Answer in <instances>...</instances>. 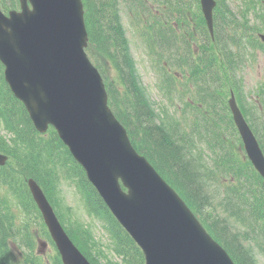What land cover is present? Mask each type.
Instances as JSON below:
<instances>
[{
    "label": "water",
    "instance_id": "95a60500",
    "mask_svg": "<svg viewBox=\"0 0 264 264\" xmlns=\"http://www.w3.org/2000/svg\"><path fill=\"white\" fill-rule=\"evenodd\" d=\"M33 2V10L21 19L14 15L3 19L0 13V58L6 66L5 78L15 95L24 101L39 130H43L47 123L54 125L111 207L117 210L116 203H123L127 213L124 221L145 253L149 254V244L156 240L152 222L147 220L151 209L135 196L140 195L154 205L162 220L171 217L178 221L182 216L174 204L175 196L123 143L126 142L124 130L106 108L100 80L83 53L84 32H74L77 25H72L73 15L69 16L68 9L64 10L71 3L76 5V0ZM200 4L211 29L214 1L200 0ZM78 26L82 29L80 24ZM229 102L246 148L252 152V158L264 176V162L255 140L233 100ZM3 159L4 156L0 155V163ZM117 177L130 186L126 198L117 196ZM28 185L64 263L88 264L61 231L39 186L32 179H28ZM170 212L178 216L172 217ZM129 220L142 224L143 228L135 233ZM181 227V239L165 237L160 241L159 250L164 255L169 257L173 251L182 253L187 247L207 248L202 242V247L198 246L194 242L196 239L193 241L190 237V231L200 232L195 222L192 229L187 222ZM180 259L181 256L174 260Z\"/></svg>",
    "mask_w": 264,
    "mask_h": 264
},
{
    "label": "trees",
    "instance_id": "16d2710c",
    "mask_svg": "<svg viewBox=\"0 0 264 264\" xmlns=\"http://www.w3.org/2000/svg\"><path fill=\"white\" fill-rule=\"evenodd\" d=\"M14 2L15 0H0V4L4 6L9 4L13 5ZM87 2L89 3L90 9L92 11V13H89L88 15L90 22L95 20L102 21L104 18H106L105 13L102 12V9L107 6L106 0H87ZM160 6H165L167 8L168 15L166 18L169 21L174 20L178 22L179 25L180 23H183L181 28L186 31L188 36H191L192 33L190 32L196 29L202 36H206V34H208L204 22L199 14L197 0H161ZM175 13H178V19ZM228 14L229 11L226 8L222 11H219L221 30L223 33H225L228 20H230L228 19ZM232 23L237 24L241 23V21L233 18ZM244 25L246 26V22ZM247 26L252 31H255L257 28V26L251 25L249 23ZM94 28L97 30L96 27ZM91 33L90 37L92 39ZM169 38V41H167L164 45L173 47L176 50H183L184 53H187L188 57V55L191 53V47H189L188 42V47H184L181 44V39L179 40V36L174 30L170 32ZM215 39H218V37H215ZM198 45L201 49V57H199L198 54L191 53L188 58H183L175 63V66H189L194 68V81L200 83L197 91L205 93V95L198 94L199 97L197 100L200 104V107L202 108V111L208 113L206 116H209V114L212 113L216 114L220 118H229V115L227 114L226 102L223 101L225 97H223L221 101H217L215 97L216 94L219 93V88L224 87V82L228 81L229 78H232V74L234 73L231 71H233L236 66L233 65L231 67V71H229L231 65L229 66V69L223 68L222 65H219L213 71H211V68L213 67L212 65L216 59V48L210 41L205 42L203 40L202 44ZM215 45L218 47L217 41H215ZM223 47L227 49L225 44H223ZM95 48L97 49V52L102 55L105 45L95 43ZM124 56L126 58V54ZM126 67L129 70L128 79L129 83L131 84L129 90L134 93V100L133 102L128 101V109L124 113V117L122 119L123 122L129 128H132L131 122L134 120L133 126L135 127L137 123V126L141 127L143 132V140L144 142L153 145L154 150L149 148V146L148 148L152 152L153 156L157 158L159 166L164 168L175 177L177 183L183 186L184 193L197 200L200 193V169L195 164H198V162L192 156L191 152H186L184 155V153L181 151V148L177 144L169 142L166 138L167 133L163 129L146 123L152 118L153 111L147 102L143 90L137 85L135 73L133 72V67H130L129 61L126 62ZM170 78L171 76L169 75V81ZM213 82H216L215 86H213ZM111 102L115 108H119L117 95L115 92L111 94ZM214 104L220 107V111L219 109L214 111ZM254 106L255 104H252L250 108H253ZM242 108L247 109L245 106H242ZM250 113L255 119L259 118V116L256 118L257 109L252 110ZM0 116H4L7 119L9 126L15 132V136L11 138L10 144H6L5 140L0 136V151H5L10 157V163H8L9 165L7 164L8 171H2L0 173V182L3 183L4 180H7V182L11 185L12 183H16V189L19 190L21 194L24 191V193L20 196V199L22 202H24V204L30 205V209L31 207L34 209L31 211V213L36 215L37 211L34 208V204L31 201L26 188L23 189V186H25L24 178L27 176H32L38 183L42 185L43 188H45L48 198L51 200L55 194V187L58 177L63 176L65 178H72L81 169L72 160L65 146L56 137L54 131L50 130L46 135L42 136L33 129L25 110L22 108L21 104L11 95L2 79L1 74ZM253 120H251L252 123ZM215 135L217 140L221 139L219 130L215 132ZM199 136H201L207 143L210 142V139H213L209 129L206 132L201 133ZM216 155L217 153L215 151L214 157ZM215 160L219 166H223L225 163H234L232 156L228 157L227 159L223 158L222 156H218ZM238 165H241V167L235 168V177L240 178L242 176L247 180L248 173H253L251 165ZM247 191L250 193L251 189H248ZM239 195L244 197V193H240ZM257 197L260 202V205L257 206L259 214L264 216V194L262 195V193L259 192ZM95 199L97 202H99V199L96 195ZM219 203L224 206L230 205L236 208L239 212H242L243 209L242 205L235 201H225L222 198ZM257 219L259 218L255 217L253 221L249 222L251 228L253 227L254 223L256 224ZM1 233L2 230L0 229V234ZM217 234L219 235V238L225 242L229 250L236 253L238 252V256H242L245 259L244 254L239 250V248L235 247L234 244L229 242L226 230L218 229ZM1 237L5 236L0 235V264H27L26 262H13L12 254L10 251H8V247L5 242L2 241ZM27 246L30 248V252L28 256H26V258L29 260L28 263L31 264L34 260H36L37 264H43L41 258L36 257L32 252L33 243L28 242ZM245 262H247V260ZM141 263L142 259L140 257V262H136V264ZM51 264L61 263L59 258L56 256L54 259H51Z\"/></svg>",
    "mask_w": 264,
    "mask_h": 264
},
{
    "label": "rangeland",
    "instance_id": "374dc122",
    "mask_svg": "<svg viewBox=\"0 0 264 264\" xmlns=\"http://www.w3.org/2000/svg\"><path fill=\"white\" fill-rule=\"evenodd\" d=\"M228 2L230 4V6L232 8H234L233 7L234 6V0H228ZM120 9L125 10L124 6H121ZM121 22H122V25L124 28L125 35H126L128 42H129L130 52H131V54L135 60V65H136L137 71L139 73L140 80L146 88V92H147V94H148V96L152 102L153 107L155 108V110H158L160 107H163L166 104H164V99L162 98V96L156 92V88H155L156 75H155L154 71L151 69L150 64H149V59L146 58L144 50L142 51V47H141L138 39L135 37L133 30L129 27L127 15L123 12L121 13ZM93 25H94V27H96L100 31V33L98 34L99 40L100 41H106L107 36L109 35V30L106 28L105 21L104 20L94 21ZM258 64L259 65H256L255 67H248L247 71L245 73V74H247L246 79H247V86L249 89L251 88L252 85H254L255 80L258 79V75L260 73V67L262 66V59L259 60ZM106 72H107L109 79L112 80L115 83V85L117 86V88L119 89L121 98L124 99V97L126 95V91L122 90V79H121V77L116 72H114L112 69H107ZM215 84H216V82H213V86H215ZM244 89H245V87H244ZM246 98L249 99L250 97L246 96ZM170 100H171V105L169 107H164V109L168 113H170L172 111L173 107H171V106L173 104H175L177 106V109L180 108L178 100H176V99H170ZM243 101H246L245 98L240 99V102H243ZM120 109H121L122 113H125L126 109L123 108L122 104H120ZM176 112H177L176 113L177 116L180 115L179 111H176ZM0 130H1V128H0ZM1 132H3V131L1 130ZM147 144H148L149 148L154 150L152 144H149V143H147ZM226 175H229V172L224 169L223 170V177H226V179H227L228 177ZM225 186H226V184H224V182H223L221 184L220 188L223 189V187H225ZM211 192H212V190L206 189L205 194L199 195L198 200L205 201L206 196H208ZM231 192H236L235 193L236 195L243 193L242 191H237L236 185L232 186ZM220 195L222 196L221 193H220ZM58 197L61 201V205H60L61 209L63 211H65L69 216H72V218H74V219L77 218L81 222H83L87 225L90 224V228L94 231V233L96 235H100L102 233V231L99 228L97 221L88 217L85 214V212L82 210L81 201L77 197L73 187L69 184L68 181H63V182L59 183ZM241 202L243 204L246 203V200L244 199V197H241ZM254 204H255V206L259 205L256 201H254ZM197 205L200 206L202 213L205 215V217L207 218V220L209 222H212L214 219L217 220V223L214 224V226H216L217 230L220 229L224 225L222 222V217L226 216V211L224 210V208L222 206L218 207L219 208L218 210L213 211V209L211 207H208V206L203 207V205L201 203L197 202ZM229 218H231L233 220V222L235 223V228L237 230V233L241 237V242L246 244V245L249 244V241L247 240V237L249 234V227L247 225V222L241 221L239 218H238V220H235L234 215L227 216V219H229ZM256 237L260 239L259 235H257ZM14 245L15 246H13V251H14L15 255L18 257L20 256L21 253H23L27 250L26 246L23 244H19L18 246H16L17 244H14ZM257 255H258V257H256L257 258V264H264V256L259 255V254H257ZM46 256H47V254L44 255L42 258H45Z\"/></svg>",
    "mask_w": 264,
    "mask_h": 264
}]
</instances>
